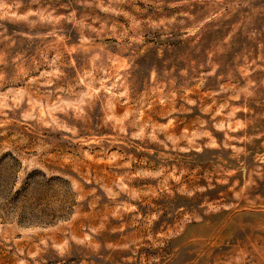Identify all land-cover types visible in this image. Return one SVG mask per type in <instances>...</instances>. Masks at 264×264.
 I'll return each mask as SVG.
<instances>
[{
    "label": "rangeland",
    "instance_id": "374dc122",
    "mask_svg": "<svg viewBox=\"0 0 264 264\" xmlns=\"http://www.w3.org/2000/svg\"><path fill=\"white\" fill-rule=\"evenodd\" d=\"M0 264H264V0H0Z\"/></svg>",
    "mask_w": 264,
    "mask_h": 264
}]
</instances>
